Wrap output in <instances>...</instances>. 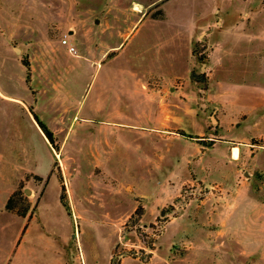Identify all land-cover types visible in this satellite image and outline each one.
<instances>
[{
  "label": "rangeland",
  "instance_id": "374dc122",
  "mask_svg": "<svg viewBox=\"0 0 264 264\" xmlns=\"http://www.w3.org/2000/svg\"><path fill=\"white\" fill-rule=\"evenodd\" d=\"M128 1L0 0V60L12 59L16 67L27 58L31 68L33 45L38 49L41 36L53 37L47 22H62L75 12L120 10L134 0ZM139 1L152 20H140L135 27L177 32L183 40L174 58L156 67L166 85L175 78L182 81L186 99L166 95L168 119L154 102L146 114L152 122L161 119L192 138L169 136L179 131L140 138L121 129L109 137L114 143L108 150L100 145L94 148L96 154H87L88 147L77 148L84 150L82 156L67 158L61 169L82 216L79 229L74 227L71 255L79 256L78 241L88 264H108L113 249L127 258L124 264H264V173L256 168L264 156L260 153L254 162L248 150L258 144L251 139L264 140V0ZM199 33H208L209 44L217 47L210 95L225 100L222 110L218 105L208 111L199 106L200 87L189 81L190 46ZM252 34L254 38H248ZM256 36L263 56H253ZM193 49L200 67L209 54L207 38L200 37ZM198 56L204 59L198 61ZM193 70L204 74L200 68ZM223 141L242 150L239 162L224 161L222 144L200 156L199 144L213 147ZM51 163L43 158L24 160L16 169L1 166L0 205L24 175L47 179ZM95 166L100 174H95ZM25 181L22 197L15 198L17 210L34 204L39 193L33 195L32 189L40 192L44 187L32 175ZM58 193L59 181L51 175L41 209L57 202ZM137 206L143 208L142 215L128 222Z\"/></svg>",
  "mask_w": 264,
  "mask_h": 264
},
{
  "label": "crops",
  "instance_id": "0c3cea01",
  "mask_svg": "<svg viewBox=\"0 0 264 264\" xmlns=\"http://www.w3.org/2000/svg\"><path fill=\"white\" fill-rule=\"evenodd\" d=\"M131 2L120 10L112 9L95 15L75 12L65 15L62 22H47L45 26L51 29L53 37L41 36L42 43L38 49L33 45L29 86L23 65L17 63L13 67L14 60H0V169L3 165L10 169L19 168L24 160H52L47 179L36 174L24 175L15 188L6 193L0 205V264H88L86 251L78 241L79 256L73 258L71 255L74 227L79 229L82 216L71 191L64 184L61 169L65 168L67 158L82 156L84 150H78L79 147H88L87 154H96L94 148L100 145L107 150L112 148L111 143L114 142L109 137L121 129L133 131L134 136L140 138L156 131H183L178 127L169 128L161 119L157 123L152 122L146 114L154 102L168 119L164 101L166 95L175 93L179 95L178 99H186L181 91L182 81L175 78L169 86L166 85L163 73L156 67L163 60L174 58V53L177 54V49L182 47V36L177 32L157 33L135 27L138 21L141 20L140 24L150 18L145 15L139 0ZM47 18L49 21L51 16ZM200 37L207 38L209 54L199 67L192 48ZM248 38H254L253 34ZM63 40L66 44L62 43ZM255 42L253 56H263L262 47L259 52L257 36ZM69 47H73L75 53L70 52ZM216 48V45L209 44L208 33H199L190 46L193 65L189 81L199 85L201 93L198 102L205 111L216 105L222 110L225 105L222 97L210 95V85L216 77ZM153 50L157 51L155 61L152 60ZM162 51L172 54L161 55ZM194 68L204 71L205 84L190 79ZM131 112L139 117H126L125 114ZM34 115L53 134L57 151L51 147ZM169 136L181 137L179 134ZM251 140L258 142L252 144L256 148H248L255 162L260 153L264 156V140ZM220 144L224 147V161L228 165L239 162L242 150L227 146L225 141L213 147V144H199L200 156ZM235 148L238 149L237 159L233 157ZM56 160L59 165L54 171ZM256 168L264 173V158ZM94 172L100 174L98 166H95ZM27 175L40 178L44 187L40 192H36L37 188L32 189L33 195L39 193L38 198L34 204L30 202L31 211L22 217L5 210V205L20 184L24 187ZM51 175L59 181L58 200L43 210L41 205ZM61 184L65 187L70 215L60 202ZM112 255L113 252L108 264ZM126 259L122 258L121 264Z\"/></svg>",
  "mask_w": 264,
  "mask_h": 264
},
{
  "label": "trees",
  "instance_id": "16d2710c",
  "mask_svg": "<svg viewBox=\"0 0 264 264\" xmlns=\"http://www.w3.org/2000/svg\"><path fill=\"white\" fill-rule=\"evenodd\" d=\"M193 54H195L197 56V52L196 50L193 49ZM204 58H201L198 56V60H203ZM22 65L25 67L26 69V83L29 86L30 81H31V68H30V63L28 61V59H22ZM201 75V76H200ZM200 75H196L194 71L191 72V76L190 79L193 82L196 83H200V84H205L206 83V77L204 74H200ZM34 119L37 122L38 126L40 127L41 131L43 132V134L45 135V137L47 138V140L49 141L51 147L54 150H57V146L55 144V138L53 137V134L47 129V127L38 120V118L34 115ZM178 134L181 137H184L186 139H191L192 137L185 134L183 131H179ZM212 145V144H211ZM204 146V145H203ZM54 168L58 169V162L57 160L54 163ZM35 180L37 181H42L40 178L35 177ZM62 183V181H61ZM23 189V184H20L19 187L17 188L16 191H14L8 198L6 205H5V210L9 211V212H13L19 216L25 217L30 210V203L27 204V207L22 208L21 210H17L16 209V202H15V198L16 197H22L23 193L22 190ZM20 201V199L18 200ZM60 202L63 205V207L65 208V210L68 212V214L70 215V210H69V206L67 203V196H66V191H65V187L63 186V184H61V192H60ZM34 208L32 209L33 212ZM143 212V208L141 206H137L136 209L134 210L133 214L130 216V218L128 219V222L131 221H135L137 218H139L142 215ZM151 248V246H149V249ZM122 255L116 254V250L114 249L113 255L111 257V261L110 264H121V260H122Z\"/></svg>",
  "mask_w": 264,
  "mask_h": 264
},
{
  "label": "bare ground",
  "instance_id": "6f19581e",
  "mask_svg": "<svg viewBox=\"0 0 264 264\" xmlns=\"http://www.w3.org/2000/svg\"><path fill=\"white\" fill-rule=\"evenodd\" d=\"M233 157L236 158V159H237V157H238V149H237V148H235V149L233 150Z\"/></svg>",
  "mask_w": 264,
  "mask_h": 264
},
{
  "label": "built area",
  "instance_id": "2783aa9c",
  "mask_svg": "<svg viewBox=\"0 0 264 264\" xmlns=\"http://www.w3.org/2000/svg\"><path fill=\"white\" fill-rule=\"evenodd\" d=\"M62 43H63V44H66V41L63 40ZM68 50H69L70 52H72V53H75V49H74L73 47H69Z\"/></svg>",
  "mask_w": 264,
  "mask_h": 264
}]
</instances>
